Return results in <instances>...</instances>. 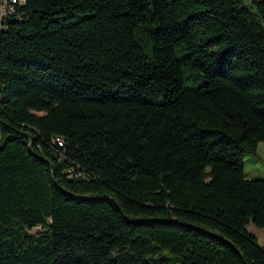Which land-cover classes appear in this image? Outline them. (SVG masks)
I'll list each match as a JSON object with an SVG mask.
<instances>
[{"label":"trees","instance_id":"1","mask_svg":"<svg viewBox=\"0 0 264 264\" xmlns=\"http://www.w3.org/2000/svg\"><path fill=\"white\" fill-rule=\"evenodd\" d=\"M18 10L0 25V264H264V179L243 163L264 141V0Z\"/></svg>","mask_w":264,"mask_h":264},{"label":"rangeland","instance_id":"2","mask_svg":"<svg viewBox=\"0 0 264 264\" xmlns=\"http://www.w3.org/2000/svg\"><path fill=\"white\" fill-rule=\"evenodd\" d=\"M244 172L249 179H264V141L258 143L257 149L253 153H248L244 156ZM258 243L264 246V230L260 227L250 224L248 226Z\"/></svg>","mask_w":264,"mask_h":264},{"label":"built area","instance_id":"3","mask_svg":"<svg viewBox=\"0 0 264 264\" xmlns=\"http://www.w3.org/2000/svg\"><path fill=\"white\" fill-rule=\"evenodd\" d=\"M22 6V0H0V25L3 23V17L7 14L18 15V9ZM69 174L80 176L81 173H75L73 170H68Z\"/></svg>","mask_w":264,"mask_h":264}]
</instances>
